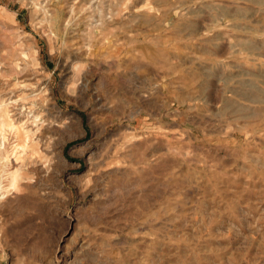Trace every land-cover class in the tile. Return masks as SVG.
Here are the masks:
<instances>
[{
    "label": "rangeland",
    "instance_id": "1",
    "mask_svg": "<svg viewBox=\"0 0 264 264\" xmlns=\"http://www.w3.org/2000/svg\"><path fill=\"white\" fill-rule=\"evenodd\" d=\"M102 1L84 66L68 0H0V100L81 120L14 181L0 130V264H264V0Z\"/></svg>",
    "mask_w": 264,
    "mask_h": 264
},
{
    "label": "bare ground",
    "instance_id": "2",
    "mask_svg": "<svg viewBox=\"0 0 264 264\" xmlns=\"http://www.w3.org/2000/svg\"><path fill=\"white\" fill-rule=\"evenodd\" d=\"M68 4V11L65 14V18H63L60 25L57 26V30L60 31L62 39L64 41H71V39L79 37L81 35L80 32L86 30L85 35H87V38H89L91 41L88 40L89 42H87L86 44L82 43L79 45L73 43L67 48L69 50L68 54H71V57L77 63H83L84 66H89L88 62L91 56L94 54V46L98 44L99 48H102L99 49L102 51V53H105L106 51L105 46L108 44V39L106 37H102L100 30L105 29V27L110 28L114 24H120V22H118L116 19L119 14L116 11L114 16V14H112L110 10H104L102 0H68ZM94 10L97 11L98 15L96 16L97 18L94 20V23H92L94 18L91 13ZM89 13L90 16H88ZM83 17L84 20L82 19ZM55 22H57L56 17L51 16V25L54 26ZM58 34L59 33H56V35L54 34V37H57ZM92 40H95V44L92 42ZM36 53L38 52L35 50L31 57V62L33 63H37L38 60ZM67 65H63L61 67H64L65 70H68L71 67L69 68ZM75 70H78V68L73 67V71ZM86 72L89 73V71ZM62 93L68 101H71L70 97H68L67 93L64 90L62 91ZM25 99L27 98L23 97L21 99H15L13 101H11L12 99L9 98L0 100V121L3 128L0 130L10 132L13 138L12 147L14 156L13 158H11L13 164L10 168V176L12 181L19 179L18 175H21L24 166L22 158H25V155L29 151L33 150L35 153L42 152V146L44 145L48 134H51L52 136H58L61 133L62 128H68V130L71 127L74 128L73 126H75L77 129L81 128L80 118L74 115H69L67 112L62 111L59 106L53 105V110L49 111V109L47 110L46 107L40 104V107L36 109L32 104L29 106L30 103H27ZM18 107L20 109H18ZM27 111L28 113L33 114L31 118H29L28 114L25 113ZM90 123H92L91 118ZM34 127L36 129H34ZM32 137H35V139ZM0 172H4V170H1Z\"/></svg>",
    "mask_w": 264,
    "mask_h": 264
}]
</instances>
